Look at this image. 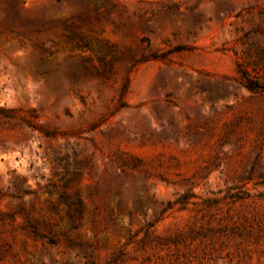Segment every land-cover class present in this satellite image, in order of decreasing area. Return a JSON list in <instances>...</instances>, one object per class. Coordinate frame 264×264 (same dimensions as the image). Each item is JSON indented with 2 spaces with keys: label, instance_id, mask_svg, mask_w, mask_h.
Masks as SVG:
<instances>
[{
  "label": "rangeland",
  "instance_id": "rangeland-1",
  "mask_svg": "<svg viewBox=\"0 0 264 264\" xmlns=\"http://www.w3.org/2000/svg\"><path fill=\"white\" fill-rule=\"evenodd\" d=\"M0 108V264H264V0H0Z\"/></svg>",
  "mask_w": 264,
  "mask_h": 264
},
{
  "label": "trees",
  "instance_id": "trees-1",
  "mask_svg": "<svg viewBox=\"0 0 264 264\" xmlns=\"http://www.w3.org/2000/svg\"><path fill=\"white\" fill-rule=\"evenodd\" d=\"M153 57H158V55H153ZM240 73H242V76H246V72L240 70ZM246 86L251 89L255 90L258 89V87H262V85L256 84V82H252L250 84H246ZM0 112L5 113L7 110L5 108H0ZM34 128H36L35 125L31 124ZM253 171V167L249 170V174ZM262 180L257 182L256 184H262L264 185V173L261 174ZM246 179H251L250 176H247ZM188 198L187 194H184L180 196L176 202H185ZM59 201L65 205L67 208V216L68 220L70 222V225L72 228H77L79 225V221L83 216V209H84V199L79 190H75L73 192L68 190V184L64 183L63 188L60 191L59 195ZM170 207V206H169ZM48 241L55 244L57 241L54 238H48Z\"/></svg>",
  "mask_w": 264,
  "mask_h": 264
}]
</instances>
